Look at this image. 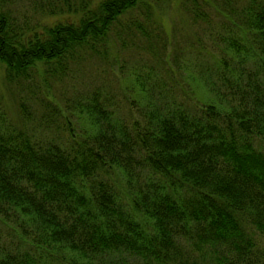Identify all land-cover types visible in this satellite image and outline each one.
I'll return each mask as SVG.
<instances>
[{
	"label": "trees",
	"instance_id": "1",
	"mask_svg": "<svg viewBox=\"0 0 264 264\" xmlns=\"http://www.w3.org/2000/svg\"><path fill=\"white\" fill-rule=\"evenodd\" d=\"M156 1L0 0V264H264V0L214 6L205 66L109 56Z\"/></svg>",
	"mask_w": 264,
	"mask_h": 264
},
{
	"label": "rangeland",
	"instance_id": "2",
	"mask_svg": "<svg viewBox=\"0 0 264 264\" xmlns=\"http://www.w3.org/2000/svg\"><path fill=\"white\" fill-rule=\"evenodd\" d=\"M242 1L243 0H237V5ZM203 2H207V10L212 15L210 19L209 17L208 19H202V17L192 15V13L186 9V4H190L189 0H158L156 3L152 2V5L146 8V20L138 16V18L142 20V26L146 29L145 44L141 46L142 40L139 38V36H141L139 32L134 33L132 38H125L127 35L122 34L124 42L126 39H132L134 40L132 42L135 43L128 42L126 45L121 46L118 44L117 40H112L109 43V56L115 54L121 60L123 58L129 59L131 64L132 62H137L138 59H140V62L143 60L146 61V64L149 62L152 64V61L157 57L159 61L156 60L154 62L156 66H158V63L163 66L164 62L165 65L166 62L169 64L173 62H185L191 65L193 61L201 66H205V62H212L211 59L216 57L218 50L221 48V44L219 43H213L211 45L213 42L212 37L215 35L216 29L220 27L219 23L221 19L220 16L213 15V8L214 6L221 8L223 0H197V5L203 7ZM126 16L125 20L128 18ZM58 18H62L61 15L57 17H44L43 20L52 22ZM217 19H219V23H216ZM220 30L223 32L225 27H220L218 31ZM137 35L138 41L141 42V44L136 43ZM155 41H157V43H155ZM133 44L137 45L136 50L133 49ZM163 44L164 46H162ZM129 46L131 49L128 48ZM144 46L146 51L142 49ZM162 55L164 57L166 56L165 59H170V61L162 58ZM94 57L95 56L85 62L81 75L54 81L52 82L54 88L56 86L59 87V89L69 91L70 89L73 90L76 87H80L81 82L82 84L87 83L91 77L98 79V76L101 75V69H97V67L100 65L101 68V64H99L100 61H97L98 59ZM120 63L121 62L118 64L112 62L109 70L110 72L102 78L106 79L109 75L110 83L115 88H123L126 83L125 81L127 80L129 82L126 71L124 70L125 67H123V65L119 67ZM198 64H194V66H198ZM127 65L130 64L127 62ZM170 66L174 67L175 65L172 64ZM88 74L91 75L88 76ZM186 90L190 95L198 98L205 95L204 86L198 84L192 87L190 83ZM15 101L16 97L14 91L12 92L11 87L4 83L2 78V66L0 64V102L11 116L15 114Z\"/></svg>",
	"mask_w": 264,
	"mask_h": 264
}]
</instances>
